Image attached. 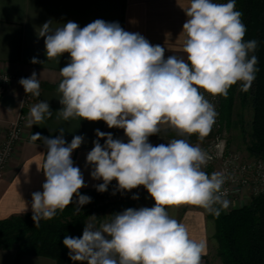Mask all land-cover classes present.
<instances>
[{
	"label": "clouds",
	"instance_id": "9594fccd",
	"mask_svg": "<svg viewBox=\"0 0 264 264\" xmlns=\"http://www.w3.org/2000/svg\"><path fill=\"white\" fill-rule=\"evenodd\" d=\"M182 26L186 57H165V48L152 45L140 33L124 30L118 22L97 19L83 28L73 21L52 28L45 22L38 33L44 38L47 60L67 53L69 63L59 69L57 119L79 118L103 121L109 128L122 129L127 142L109 132L96 130L99 139L86 156L95 185L105 192L113 180L121 194L143 187L154 200L152 207L128 208L110 221L97 224L95 215L85 222L81 237L65 236L69 258L80 264H201L206 243L194 239L188 227L169 215L168 208L192 205L219 216L231 202L224 189L222 171L204 169L211 157L188 137L203 140L218 113L206 98L227 97L239 83L247 93L256 79L258 41L245 40L247 27L236 0H189ZM31 63H44L33 57ZM26 94L40 96V79L34 71L21 78ZM52 117L47 101L33 105L26 126ZM176 133L167 143L153 145L149 137L162 131ZM56 138L32 134L47 149L42 167V191L32 193L35 227L53 219L75 204V213L91 202L80 189L87 187L81 169L74 166L72 153L84 137L70 143L64 128ZM113 195L116 194L114 191ZM132 199H139L133 195Z\"/></svg>",
	"mask_w": 264,
	"mask_h": 264
},
{
	"label": "crops",
	"instance_id": "0c3cea01",
	"mask_svg": "<svg viewBox=\"0 0 264 264\" xmlns=\"http://www.w3.org/2000/svg\"><path fill=\"white\" fill-rule=\"evenodd\" d=\"M188 5L189 0H0V71L17 78L10 85L7 95L17 98L23 90L19 80L30 77L35 71L40 79V96L35 97L27 116L30 108L41 101H47L52 111V117L44 123L32 128L25 125L24 139L10 160L4 178L0 180V221L12 216L33 214L32 193L43 190L45 176L39 168L47 149L41 141H31L32 134L56 138L60 135L59 128H64L63 136L67 143L76 135L84 137L81 146L72 153L74 166L81 169L87 185L80 192L103 182L92 179L91 166L86 162L88 152L94 147L93 142L99 139L101 145L105 143L104 139L96 136V130L110 132L114 139L127 142L122 129L109 128L103 121L57 119V111L62 108L57 91L62 79L59 69L69 63L70 57L65 53L59 61L47 60L44 38L38 36L40 27L48 21H52L53 29L68 21L77 23L81 28L97 19L118 22L124 30L138 32L152 45L164 47L166 58L171 55L186 57L182 26L187 20L184 8ZM33 57L44 63H31ZM11 117L10 111L0 105V118L5 120ZM163 133L150 136L149 142L153 145L166 144L172 138ZM152 206L154 204L144 207ZM168 212L188 227L194 239L206 243L201 264H207L210 252L216 246L215 224L208 217L210 214L192 205L171 207ZM0 264L55 263L49 258L19 256L15 250H6L0 251Z\"/></svg>",
	"mask_w": 264,
	"mask_h": 264
},
{
	"label": "trees",
	"instance_id": "16d2710c",
	"mask_svg": "<svg viewBox=\"0 0 264 264\" xmlns=\"http://www.w3.org/2000/svg\"><path fill=\"white\" fill-rule=\"evenodd\" d=\"M236 9L243 13L242 20L247 27L245 40L258 41L254 53L258 58V72L247 93L240 91L238 83L229 89L226 98L221 96L222 112L226 119L229 118L236 97L243 105L247 101L251 104V139L247 152L250 157L264 160V0H236ZM163 134L177 138L171 130ZM188 139L190 143L200 140L196 135ZM116 184L113 180L103 193L96 188L80 192L92 198L81 212L76 214V205L70 204L63 212L58 211L53 219L42 220L38 227H35L32 214L1 220L0 251L15 250L19 256L45 257L55 264H80L69 258L63 239L65 236L81 237L86 219L92 215L97 217L107 208L108 221L115 214L133 208L128 202L110 208L102 205L110 197L121 194L116 191ZM114 191L115 195L112 194ZM210 218L215 223L216 256L222 264H264V195L254 197L248 205L227 214L221 212L218 217L212 215Z\"/></svg>",
	"mask_w": 264,
	"mask_h": 264
},
{
	"label": "built area",
	"instance_id": "2783aa9c",
	"mask_svg": "<svg viewBox=\"0 0 264 264\" xmlns=\"http://www.w3.org/2000/svg\"><path fill=\"white\" fill-rule=\"evenodd\" d=\"M214 2L227 3L228 0H214ZM16 80L15 76L0 71V100L7 95L10 85ZM205 95L214 104L217 112V97H212L207 93ZM34 99L35 97L31 94H26L23 88L21 94L14 98L13 110H9L12 117L5 120L0 118V180L4 178L10 160L24 139L27 111ZM218 123L219 118L217 115L213 126L215 129H218ZM208 148L212 149V146H208ZM213 149L214 152L212 154L209 153L211 159L204 170L209 174L215 171H222L225 174L227 179L223 187L227 190V199L229 201L250 199L251 197L264 195L263 159H245L240 153L224 149L219 143L215 144ZM216 153L219 154L218 164L215 162V159H217Z\"/></svg>",
	"mask_w": 264,
	"mask_h": 264
},
{
	"label": "rangeland",
	"instance_id": "374dc122",
	"mask_svg": "<svg viewBox=\"0 0 264 264\" xmlns=\"http://www.w3.org/2000/svg\"><path fill=\"white\" fill-rule=\"evenodd\" d=\"M218 103H217V112H218V118H219V127L218 129H215V127H212L210 133L203 138V140H198L196 142H191L192 144H199L200 147H203L205 151L212 154L214 152L213 146L217 143L221 145L224 149L232 150L237 153H240L242 156H244L245 159H252L253 157H250L247 152V147L250 144V122L252 118V108L251 104L247 101L244 105L238 100L236 97L233 102V107L231 109V113L229 115V118H225L222 112V99L221 96H216ZM224 116V117H223ZM176 134V133H175ZM167 137L174 138L172 134H167ZM211 144V145H210ZM205 146V147H204ZM212 146L211 148L207 147ZM215 154V153H214ZM215 162L216 164L219 163V154L216 153ZM133 195H138L139 199H132ZM253 198L250 199H244V200H237V201H230V207L226 211H222V214H227L231 210L236 208H241L245 205H248L250 201ZM128 202L132 205L133 208L135 207H144V206H151L155 202L150 197L146 189H144L142 186L133 189L130 194L123 193L119 196L110 197L106 202L102 203V205L110 207H116L120 203ZM109 209L107 208L105 211L99 212L97 215V224L104 222V219H108ZM212 215L210 214L208 217L210 218ZM89 219V217L86 219V221ZM211 219V218H210ZM85 221V222H86ZM214 222V221H213ZM215 224V223H214ZM215 240V239H214ZM216 242V241H215ZM217 253V242L216 246L211 250L209 260L207 264H222L220 259L216 256Z\"/></svg>",
	"mask_w": 264,
	"mask_h": 264
},
{
	"label": "water",
	"instance_id": "95a60500",
	"mask_svg": "<svg viewBox=\"0 0 264 264\" xmlns=\"http://www.w3.org/2000/svg\"><path fill=\"white\" fill-rule=\"evenodd\" d=\"M14 104V98L10 95H5L0 101V105L10 111L13 110Z\"/></svg>",
	"mask_w": 264,
	"mask_h": 264
}]
</instances>
